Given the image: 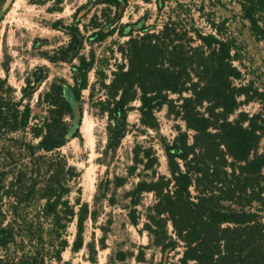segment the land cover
I'll use <instances>...</instances> for the list:
<instances>
[{
  "label": "trees",
  "instance_id": "trees-1",
  "mask_svg": "<svg viewBox=\"0 0 264 264\" xmlns=\"http://www.w3.org/2000/svg\"><path fill=\"white\" fill-rule=\"evenodd\" d=\"M97 2L109 12L126 0ZM237 5L250 34L264 45V0H237ZM157 7L161 10L162 4ZM108 20V29L96 32L95 41L115 32L128 37L118 48L123 63L116 65L109 83H102L105 98L100 111L107 116L108 149L116 150L124 138L134 102L139 103L140 123L147 128H157L155 112L163 107L185 127L171 142L162 143L169 177H156L158 159L152 148H133L127 177L139 166L152 171L153 177L138 180L126 192L129 224L139 225L137 207L145 194H153L143 230L150 238L165 239L167 224L171 225L175 238L164 247L173 250L182 244L176 264H264V150L259 151L264 146V111L238 112L262 94L255 90L250 95L249 86L236 84L241 73L234 65L235 40L226 36L223 23L208 20L210 31L205 32L179 3L160 29L144 24L116 28V12ZM78 45L77 34H71L68 45L56 52L57 58L48 56L52 63L76 58L78 78L69 86L63 80L53 81L38 94L42 116L32 114L30 100L47 79L43 68L32 74L33 80L27 79L20 96L7 79L0 78V249L31 244L34 237L42 241L48 227L54 260L60 262L69 246L68 225L75 223L71 250L79 252L87 218L96 219L87 202L68 200L73 190L80 191V172L59 152L68 139L81 138L79 128L74 129L66 87L78 103L79 125L81 93L88 88L94 66V56H79ZM32 119L37 121L33 125ZM26 132L36 143L18 137ZM114 182L122 187L126 177H115ZM30 216L40 228L38 234L31 232ZM86 249L96 264L95 245L88 243ZM38 253L23 250L17 259L0 258V264H36L37 260L44 264L45 256L38 258ZM126 258V252L119 250L112 260L127 264ZM143 259L140 251L136 261Z\"/></svg>",
  "mask_w": 264,
  "mask_h": 264
},
{
  "label": "rangeland",
  "instance_id": "rangeland-1",
  "mask_svg": "<svg viewBox=\"0 0 264 264\" xmlns=\"http://www.w3.org/2000/svg\"><path fill=\"white\" fill-rule=\"evenodd\" d=\"M158 3L162 4L161 10H158ZM178 3L190 10L195 24L205 32L210 31L208 20L224 24L226 36L235 40L234 65L241 73L236 84L249 86L250 95L255 90L262 94L260 100L241 105L238 112L254 114L264 111V45L256 41L248 31L237 0H126L118 9L111 8L109 12L107 6L99 4L97 0H12L9 7L2 11L3 0H0V78L7 79L16 91V96H20L21 87L27 79H34L31 77L34 72L39 74V69L43 68L42 72L47 76L30 100L32 114H44V108L37 103L38 94L51 82L63 80L69 86L73 85L75 77L78 78L75 66L79 62L76 58H68L65 62L54 60V63L48 60V56L54 55V59L58 57L56 52L68 45L71 34H77L79 38L76 49L79 56H94V66L88 74V88L81 93L82 114L79 125L78 118L74 120V129L79 128L81 138L68 139L59 152L80 172V191L76 193L73 190L68 200L73 203L76 198H80L89 204L90 211L96 213L95 220L89 217L86 220L84 247L79 252L71 250L75 223L68 225L66 239L69 246L62 252L60 262L54 260V243L49 239L48 227L42 241L34 237L31 244L17 243L8 249H0L1 259H17L23 250L28 253L37 249L38 258L45 256L44 264H92L91 254L86 249L88 243L95 245L96 264H119L112 260L119 250L126 252L127 264H176L181 258L182 244H176L173 250L164 247L169 238H175L169 223L165 239L150 238L143 230L144 214L146 208L153 204L154 195L145 194L142 197V203L137 207L141 219L139 225L133 227L129 224V199L126 192L138 180L153 177L152 171H143L141 166L133 176L127 177L128 168L132 165V150L137 145L154 150L158 159L154 169L156 177H169L162 143L171 142L179 128L185 130L184 123L163 107L155 112L157 128H147L140 123L137 110L139 103L134 102L127 116L124 138L116 150H109L107 116L100 111V101L105 98L102 83H109L116 65L123 63L118 48L128 37H121L115 32L100 41L94 39L96 32H106L110 22L108 18H113L115 12L119 16L116 28L133 24L140 27L144 24L160 29L171 9ZM66 97H71L67 87ZM83 121L88 123L89 133L83 130ZM35 122L36 119H32L30 124ZM22 136L36 143L28 132L18 135L19 138ZM262 150L263 144L259 148V151ZM115 177H126L124 186L116 187ZM191 193L195 194L194 187H191ZM27 222L32 224L31 232L38 234L40 228L32 216ZM140 251L144 259L137 262L136 256ZM36 264H39V260Z\"/></svg>",
  "mask_w": 264,
  "mask_h": 264
},
{
  "label": "water",
  "instance_id": "water-1",
  "mask_svg": "<svg viewBox=\"0 0 264 264\" xmlns=\"http://www.w3.org/2000/svg\"><path fill=\"white\" fill-rule=\"evenodd\" d=\"M11 2H12V0H4L3 5H2V11L6 10L9 7V5L11 4ZM68 101L72 105L74 117L79 119V117H80L79 106L76 104V102L72 96L68 99Z\"/></svg>",
  "mask_w": 264,
  "mask_h": 264
},
{
  "label": "bare ground",
  "instance_id": "bare-ground-1",
  "mask_svg": "<svg viewBox=\"0 0 264 264\" xmlns=\"http://www.w3.org/2000/svg\"><path fill=\"white\" fill-rule=\"evenodd\" d=\"M83 130L87 133H89L90 129L88 127V123L86 121H83Z\"/></svg>",
  "mask_w": 264,
  "mask_h": 264
}]
</instances>
